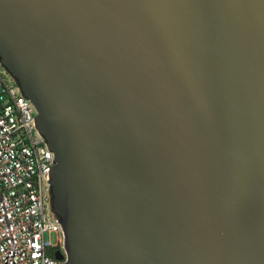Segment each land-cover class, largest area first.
Wrapping results in <instances>:
<instances>
[{
	"label": "water",
	"instance_id": "95a60500",
	"mask_svg": "<svg viewBox=\"0 0 264 264\" xmlns=\"http://www.w3.org/2000/svg\"><path fill=\"white\" fill-rule=\"evenodd\" d=\"M0 64L60 264H264V0H0Z\"/></svg>",
	"mask_w": 264,
	"mask_h": 264
},
{
	"label": "built area",
	"instance_id": "2783aa9c",
	"mask_svg": "<svg viewBox=\"0 0 264 264\" xmlns=\"http://www.w3.org/2000/svg\"><path fill=\"white\" fill-rule=\"evenodd\" d=\"M35 115L0 64V264H60L47 251L64 253L63 233L47 202L53 155L34 127Z\"/></svg>",
	"mask_w": 264,
	"mask_h": 264
},
{
	"label": "flooded vegetation",
	"instance_id": "af4514ba",
	"mask_svg": "<svg viewBox=\"0 0 264 264\" xmlns=\"http://www.w3.org/2000/svg\"><path fill=\"white\" fill-rule=\"evenodd\" d=\"M47 252L50 254V257L52 258L53 261L57 263H61V261L58 259L56 248L49 249Z\"/></svg>",
	"mask_w": 264,
	"mask_h": 264
},
{
	"label": "rangeland",
	"instance_id": "374dc122",
	"mask_svg": "<svg viewBox=\"0 0 264 264\" xmlns=\"http://www.w3.org/2000/svg\"><path fill=\"white\" fill-rule=\"evenodd\" d=\"M45 237L47 238V235ZM49 239L51 240V242H55V235L54 234H51L49 236Z\"/></svg>",
	"mask_w": 264,
	"mask_h": 264
},
{
	"label": "trees",
	"instance_id": "16d2710c",
	"mask_svg": "<svg viewBox=\"0 0 264 264\" xmlns=\"http://www.w3.org/2000/svg\"><path fill=\"white\" fill-rule=\"evenodd\" d=\"M56 253L58 256H62V253L57 248H56ZM47 255L50 257V254L48 252H47Z\"/></svg>",
	"mask_w": 264,
	"mask_h": 264
}]
</instances>
